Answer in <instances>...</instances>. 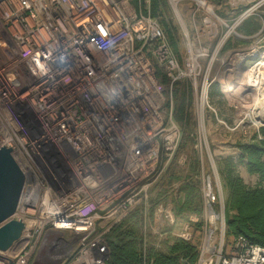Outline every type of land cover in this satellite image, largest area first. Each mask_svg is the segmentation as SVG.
Instances as JSON below:
<instances>
[{
  "label": "built area",
  "instance_id": "1",
  "mask_svg": "<svg viewBox=\"0 0 264 264\" xmlns=\"http://www.w3.org/2000/svg\"><path fill=\"white\" fill-rule=\"evenodd\" d=\"M133 1L0 0V147H10L24 175L13 216L24 228L0 251V264H33L59 249L71 250L65 264H105L106 232L147 203L152 185L176 161L181 130L174 119L175 84L189 81L199 89L200 113L209 106L213 80L198 82L209 46L198 44L206 30L217 36L215 5L187 0L195 35L184 33L179 59L157 19ZM182 1L168 0L176 16ZM238 3L244 6L232 31L258 38L264 0H230L232 10ZM250 17L258 19L259 30L236 33ZM219 49L217 43L208 71ZM259 51L253 44L235 56L250 63L243 69L254 68L264 57ZM200 192L201 216L189 215L173 232L198 243L196 264H264V247L242 236L226 251L224 201L203 172ZM175 220L170 201H162L148 228L162 238Z\"/></svg>",
  "mask_w": 264,
  "mask_h": 264
},
{
  "label": "trees",
  "instance_id": "2",
  "mask_svg": "<svg viewBox=\"0 0 264 264\" xmlns=\"http://www.w3.org/2000/svg\"><path fill=\"white\" fill-rule=\"evenodd\" d=\"M133 4L157 19L170 47L180 59L179 30L174 24L167 0H149L147 8L144 0H134ZM259 28L257 19L251 17L243 21L237 31L250 36ZM157 77H162V82H166L160 69L157 70ZM191 98L190 92L179 94V84H175L174 119L181 130L178 152L187 143L193 142L195 134V121L188 112ZM234 147L239 152L238 160L228 156L218 162L217 168L227 190L224 200L225 237L234 239L242 236L252 244L264 247V127L249 141L239 142ZM191 160L190 169L185 175L173 172V162L159 182L158 190L154 188L149 192L147 203L135 207L106 232L103 238L107 251L105 264H196L198 243L185 242L173 235L174 230L189 215L200 217L202 214L200 164L197 155H193ZM239 164L245 166L248 174L256 176L253 186L245 184L239 176ZM173 183H178L180 195L173 206L176 220L174 225L164 228L165 234L160 238L152 234L148 222L152 219L155 207L166 196L167 188H163L164 185ZM193 227L200 231L202 221L193 224Z\"/></svg>",
  "mask_w": 264,
  "mask_h": 264
},
{
  "label": "rangeland",
  "instance_id": "3",
  "mask_svg": "<svg viewBox=\"0 0 264 264\" xmlns=\"http://www.w3.org/2000/svg\"><path fill=\"white\" fill-rule=\"evenodd\" d=\"M209 1L215 5L214 11L216 12V15L221 19H212V22L215 24L214 26H212V30L214 31V29H216L217 36L213 37V35L211 34L212 32H208V30H206L203 34V38H200V44H198L204 47V43L207 42V45L209 46V57H211L216 49V44L220 43V49L216 54V60L212 64L209 71V57H204L201 61L203 72L198 82L201 83L204 80L210 82L211 79L213 80L212 84L208 88L207 101L209 106L205 107L203 113H200L199 89L195 91L189 81H183L179 83V94L190 92V95L192 97L188 112L193 117L196 128L195 134L193 136V142L189 144L187 143L177 153V157L175 159L176 161H173L175 162V165L172 168L173 172H181L185 175L186 172H188L190 169V164L192 162L191 159L193 158V155H197L200 164V182L202 172L205 175H210L214 184L216 194H218L220 200L224 201L226 198L227 190L224 185V181L217 170L218 162L228 156H231L235 161H237L239 152L235 149V144L239 142L249 141L261 127H264V124L256 125L250 115L243 114L244 110H247L252 104V100L242 99L239 102L236 100L237 95H241L243 89L237 86L234 89L226 87L236 85L239 82L242 73H244L242 75L244 77L243 79L246 80L247 78L246 74L248 73L249 69L243 68H245L246 66H250V63H241V60L239 61L240 55L235 56L236 54L241 53L240 50H243L241 54H244V50L247 49L250 45L257 44V46L260 47L259 54L264 55V33L258 36V38H245L237 36L232 31L231 27L234 25L237 18L241 14V7L244 6V4L238 3L237 8L232 10L233 7L230 5V0ZM144 2L147 5L149 0H144ZM169 7L173 16L174 24L178 27L179 30L178 55L181 58V56L185 54L184 33L187 32L190 37H192V35H195L192 27L191 14L189 13L191 4L187 0L179 2L177 5L179 16H176L174 10L170 5ZM180 24L185 27L184 30L181 28ZM234 31L241 36H246L239 33L237 31V27L234 28ZM247 102H249L250 104ZM198 113L201 114L200 126L198 122ZM166 171H169V167ZM237 171L245 184L253 186L256 183V176L248 174L243 164H239L237 166ZM162 177L152 185V189L158 187V184H160L159 182L162 180ZM163 188H167L166 196L163 201H170L172 206H174L175 200L180 197L177 190L178 183H173L170 186L164 185ZM217 209L219 210L218 207ZM193 232L195 235V239L197 240V237L200 236V231L194 228ZM65 235L69 236V232H66ZM232 240L233 239H227L225 237L227 252L230 251ZM69 251L71 250L59 249L58 253H56L52 257H49L50 259L47 258V256L45 257L41 255L39 263L65 264L67 262L65 253H68Z\"/></svg>",
  "mask_w": 264,
  "mask_h": 264
},
{
  "label": "water",
  "instance_id": "4",
  "mask_svg": "<svg viewBox=\"0 0 264 264\" xmlns=\"http://www.w3.org/2000/svg\"><path fill=\"white\" fill-rule=\"evenodd\" d=\"M24 175L11 155L10 147H0V251L10 248L24 228L14 219L23 189ZM33 264H41L36 259Z\"/></svg>",
  "mask_w": 264,
  "mask_h": 264
},
{
  "label": "bare ground",
  "instance_id": "5",
  "mask_svg": "<svg viewBox=\"0 0 264 264\" xmlns=\"http://www.w3.org/2000/svg\"><path fill=\"white\" fill-rule=\"evenodd\" d=\"M263 73H264V57L262 60L258 62V64L254 68H249L248 73L246 74L247 75L246 80L243 79L244 77L242 75L244 73H242L240 76V80L238 79L239 82L236 85L226 87V88L234 89L237 86L243 89L242 94L237 95L236 97V100L238 102L242 99L252 100L251 106L247 110H244L243 114L250 115V117L253 118V121L256 125L264 124V74Z\"/></svg>",
  "mask_w": 264,
  "mask_h": 264
}]
</instances>
